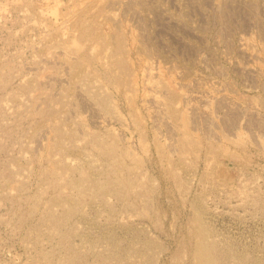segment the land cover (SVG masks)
I'll use <instances>...</instances> for the list:
<instances>
[{
  "label": "rangeland",
  "instance_id": "1",
  "mask_svg": "<svg viewBox=\"0 0 264 264\" xmlns=\"http://www.w3.org/2000/svg\"><path fill=\"white\" fill-rule=\"evenodd\" d=\"M0 264H264V0H0Z\"/></svg>",
  "mask_w": 264,
  "mask_h": 264
}]
</instances>
